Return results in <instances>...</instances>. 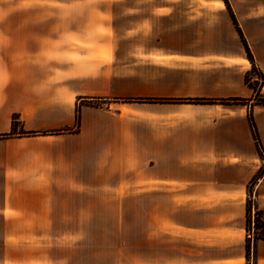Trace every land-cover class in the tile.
Here are the masks:
<instances>
[{
  "label": "crops",
  "instance_id": "0c3cea01",
  "mask_svg": "<svg viewBox=\"0 0 264 264\" xmlns=\"http://www.w3.org/2000/svg\"><path fill=\"white\" fill-rule=\"evenodd\" d=\"M255 67L264 0H0V264H264Z\"/></svg>",
  "mask_w": 264,
  "mask_h": 264
},
{
  "label": "trees",
  "instance_id": "16d2710c",
  "mask_svg": "<svg viewBox=\"0 0 264 264\" xmlns=\"http://www.w3.org/2000/svg\"><path fill=\"white\" fill-rule=\"evenodd\" d=\"M234 18V16H233ZM234 21L237 25V22L234 18ZM247 52H248V57L253 61V56L249 50V48H247ZM260 79L262 80V82H264V75L263 74H260ZM246 83L252 87L255 91V94L257 96V99L260 101V102H264V99L259 97V91H260V82H259V79H252V77H250L249 74L246 75ZM79 110V109H78ZM80 115H79V112L77 113V124L78 126L80 125ZM250 123H251V128H252V132H253V135H254V138L256 140V143L258 144V148L260 150V153H261V148H262V144H261V140H260V137H259V133H258V130H257V127H256V124H255V121H254V118L252 116V114H250ZM261 170L258 172L257 176H259V174H261ZM257 179V177L254 178V180ZM251 203L249 202V208H250V205ZM248 208V219H247V230L248 232L251 231L252 229V224H254V228H258V229H261L263 230V233L261 235H259L257 237L256 240H259V239H264V209H258L256 208V210L254 211V213L252 214V210H250ZM249 237V236H248ZM250 238V237H249ZM247 239V244H246V248H247V255L249 256V253H250V249H251V244H250V239Z\"/></svg>",
  "mask_w": 264,
  "mask_h": 264
},
{
  "label": "rangeland",
  "instance_id": "374dc122",
  "mask_svg": "<svg viewBox=\"0 0 264 264\" xmlns=\"http://www.w3.org/2000/svg\"><path fill=\"white\" fill-rule=\"evenodd\" d=\"M255 69V68H254ZM254 69H252L250 72H249V75H250V77H253V71H254ZM261 155L264 157V154L261 152ZM261 170H262V172H264V164H262V166H261ZM253 184H251L250 183V185H249V187H250V191L252 192V194H253ZM249 202L251 203L250 205V210H252V214L254 213V211L256 210V208L253 210V207H252V202H251V200H250V198H249V201H248V204H249ZM247 204V205H248ZM249 206V205H248ZM248 208H247V219H248ZM129 226V228H130V230H131V232L133 231V232H135V231H137V229H138V224H132V225H128ZM246 226H247V221H246ZM246 232H247V239L249 238L250 239V244H251V247H252V244H253V242H256V239H257V237L259 236V235H261L262 233H263V230H261V229H256V228H254L253 230L251 229V231H249L248 232V230H247V227H246ZM249 236V237H248ZM131 244L132 245H137V240H135V239H132L131 241ZM250 254H251V249H250V253H249V256H250ZM248 256V257H249Z\"/></svg>",
  "mask_w": 264,
  "mask_h": 264
},
{
  "label": "built area",
  "instance_id": "2783aa9c",
  "mask_svg": "<svg viewBox=\"0 0 264 264\" xmlns=\"http://www.w3.org/2000/svg\"><path fill=\"white\" fill-rule=\"evenodd\" d=\"M260 75V71L255 67L253 71V76L258 77ZM254 229V224H252V230Z\"/></svg>",
  "mask_w": 264,
  "mask_h": 264
}]
</instances>
